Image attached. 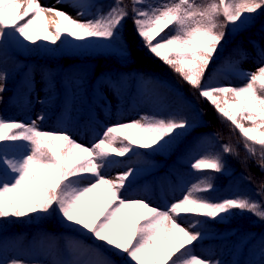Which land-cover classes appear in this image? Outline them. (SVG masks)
Here are the masks:
<instances>
[{
	"label": "snow or ice",
	"instance_id": "snow-or-ice-1",
	"mask_svg": "<svg viewBox=\"0 0 264 264\" xmlns=\"http://www.w3.org/2000/svg\"><path fill=\"white\" fill-rule=\"evenodd\" d=\"M61 2L79 9L80 17L89 15L86 10L92 7L90 0H58ZM131 2V18L143 46L238 130L249 156L258 157L264 171V47L253 43L258 68L240 73L243 85L220 84L212 76L205 79L225 28L230 24L236 32L249 27L255 22L254 14L264 10V0ZM128 17L123 0H114L107 13L98 11L89 20L75 19L39 0H0V45L12 39L27 45L38 41L55 45L63 38L73 48L92 47L94 39L110 46L121 41L120 30ZM168 29L171 31L166 32ZM130 54L127 45L121 44L120 55ZM214 71L236 70L229 65ZM5 78L0 72V80ZM44 119L43 113L30 122L0 118V218L58 214L63 222L91 234L115 255L126 254L129 264H221L202 258L193 248L194 242L207 238L202 229L208 220L223 221L234 209L264 220V204L247 195L223 199L201 195L215 190L210 176H198L181 189L179 199L161 208L128 195L136 170L128 168L115 179L102 174V169L117 163L114 157L136 154L141 148L169 149L195 127L187 118L146 114L131 122H117L97 133L99 139L91 147L73 139L66 127L43 130L38 121ZM222 151L238 155L230 145H222ZM190 167L194 174L226 170L220 154L194 157ZM78 255L69 264H115L100 247L81 248Z\"/></svg>",
	"mask_w": 264,
	"mask_h": 264
},
{
	"label": "trees",
	"instance_id": "trees-1",
	"mask_svg": "<svg viewBox=\"0 0 264 264\" xmlns=\"http://www.w3.org/2000/svg\"><path fill=\"white\" fill-rule=\"evenodd\" d=\"M150 2L156 3L158 0H150ZM113 4L114 0H94L93 12L96 15L98 11L107 13ZM123 5L129 11V17L123 22L120 30L121 41L119 43L113 41L110 46H105L107 42L96 39L92 41L93 46L87 48H73L62 40L57 41L55 45L44 41H38L36 45H27L12 39L0 45V72L6 74L12 83L13 90V95L4 112L5 119L17 121L18 115L21 116V122H28L30 119V110L34 105L30 96L35 84V79L31 77L29 71L32 65L46 68L50 73L48 79L52 81V97L49 101L52 111L44 114L45 119L38 122L39 126L43 130H55L56 125L61 124L63 128H67L69 134L72 133L73 139L74 134L82 133L90 128L91 114L102 102L95 87L99 76L108 74L116 82L126 73L153 74L160 78L172 79L182 98L172 89H167L162 86V83L153 80L150 83L151 104L155 106L160 103L163 109L160 113L157 112L158 114L149 112L148 115L176 114L178 117L192 121L195 127L165 151L157 152L141 148L136 150V154L129 153L124 157H114L117 163L102 169V174L108 176L117 164L125 166V171L128 168L136 170L135 180L127 190L128 195L138 198L143 192L148 191L153 195L152 206L163 208L164 205L171 203L174 199H179L182 195L184 175L179 171H174L173 167L176 164L188 167L190 164L185 162V158L197 147L201 135L210 133L215 139V145L207 154H220L226 170L219 173L208 170L196 173L199 177L210 176L215 189L212 192L201 193V195L219 199L228 198L221 196L227 189L233 174L240 173L253 187V191L251 193L240 190L236 195H247L264 204V171L257 163L258 157L248 155L238 130L234 131L230 122L223 120L216 110L200 97L198 90L185 83L169 66L148 52L135 31L131 18V0H123ZM254 15L255 22L247 28L236 32L231 31L230 24L225 28L226 44L214 54L211 69L222 68L226 60L242 57L245 51H250L257 57L253 43L264 47V10ZM167 31L170 32L171 29ZM121 44L127 45L131 53L129 56L120 55ZM22 61L25 62V66L21 69L19 64ZM82 64H92L94 68L91 71L78 73L82 81L78 86H74L75 72H79L78 66ZM244 83L240 77H233L232 86H241ZM126 96L123 110L127 113L135 105L133 100L135 90L131 87ZM75 107L81 109L82 113L68 123L63 122L62 114H67ZM199 115L204 122H200ZM122 118L121 111L118 114V122H122ZM246 124L249 125L248 122ZM222 145H230L238 155L223 153ZM256 147L259 151V146ZM140 156L158 161L150 173L146 172L147 167L136 164ZM163 174L168 176L165 184L160 181ZM169 175L172 176V180ZM151 178L154 179L149 187ZM175 193L179 195V198L175 197ZM232 211L234 214L228 216L227 219L223 221L209 219L203 226L202 231L207 232V238L202 242H194L193 245L195 252L202 258L210 259L212 254L211 260L219 261L221 264H226L234 257L239 259L240 264L249 263L252 240L248 241L246 248L242 251L236 250V244L241 236L262 231L264 220L248 211L241 212L238 209ZM183 219L190 221L188 217ZM200 219L207 218L201 217ZM64 235L76 241L74 248L66 249ZM254 239L257 240V238ZM89 246L100 247L115 261V264H129L126 254L124 256L115 255L103 246V242L94 241L91 234L86 231L81 232L63 222L58 214L0 218V264H3L9 248L12 250L9 264L13 260L19 261L20 264H42L48 250H52L55 254L53 264H69L80 258L79 249ZM235 251L238 252L236 256H234ZM261 264H264V247Z\"/></svg>",
	"mask_w": 264,
	"mask_h": 264
},
{
	"label": "rangeland",
	"instance_id": "rangeland-1",
	"mask_svg": "<svg viewBox=\"0 0 264 264\" xmlns=\"http://www.w3.org/2000/svg\"><path fill=\"white\" fill-rule=\"evenodd\" d=\"M39 2L46 7H52L55 8V5L57 4L58 0H39ZM159 2V0H158ZM90 3L94 4V0H90ZM149 3H153L150 2ZM157 3V2H156ZM140 7H143L142 5H139ZM145 5L144 7H146ZM57 8V7H56ZM59 9V8H57ZM89 11V15L84 20L93 19L96 14L93 12V7L87 9ZM63 11V10H62ZM51 13H48L49 15ZM42 23V21L38 22ZM50 30L52 29L51 26ZM166 32H168L166 30ZM164 35V34H162ZM122 37V35H121ZM159 39V38H158ZM63 40V38H62ZM227 37L225 35L224 39L221 41V44L218 46L217 52L223 48V46L226 44ZM75 43H82L81 41H76ZM70 45V44H69ZM71 46V45H70ZM246 53L242 57H236L234 59L226 60L222 67L232 66L236 71H224V72H215V69H211L210 66L212 64V61L209 65V68L205 74V79L207 80L209 76H212L214 80H216L220 84L224 85H232L233 84V77L238 76L242 79L243 82H245L244 78L240 75V73L245 71H256L258 68L257 65V57H255L250 51H245ZM25 66V62L22 61L19 64V67L22 69ZM94 68V65L92 64H82L78 66L79 72H75V76L73 79V85L78 86L81 83V78L78 73H83L87 71H91ZM31 77L36 80L35 88L33 89L31 93V101L34 103L33 109H32V118L33 120H36L37 117L43 113L48 114L52 111V106L49 101H51L52 97V81H50L48 78V75L50 74L46 68L38 65H32L29 68ZM226 77V78H225ZM153 80H157V82L162 83V86L167 87V89H172L175 91L179 96L181 95L179 89L176 87L175 82L172 79H165L160 78L157 75L153 74H145V73H126L121 76L119 81H115L111 79V77L108 74L101 75L95 82V87L97 90L98 95L102 98V102L99 104V107L91 114V121H89L90 128L85 130L81 134H75V139L86 145L91 147L93 142L99 139V136L97 133L103 132L104 128L109 125H114L116 122H118L117 114L123 110V106L126 101V94L127 91L132 87L135 90V97L133 100L135 101L134 107H132L131 110H129L122 118V122H131L134 121L141 116L148 115L149 112L158 114L162 111V105L160 103L158 105L152 106V96L150 93V83ZM0 85L3 86L4 91L0 92V111L1 107L3 112H5V105L4 103L7 101L8 97L12 94V88L11 84L9 82L8 77L6 76L5 79L0 80ZM182 98V95H181ZM4 105V106H3ZM158 112V113H157ZM81 113V110L75 107L67 116L68 118L78 116ZM65 117V119L67 118ZM200 122H204V119H202L199 115ZM87 122V121H86ZM88 123V122H87ZM86 123V124H87ZM246 124V122H245ZM246 126H249L246 124ZM72 134V133H70ZM215 145V139L212 134L210 133H203L197 142V147L190 153V155L185 159V162H188L191 164L194 157H199L202 155L207 154V152L210 151V148ZM119 146V145H117ZM248 153V152H247ZM249 155V154H248ZM136 164L142 165L143 167H147V173H150L151 169L155 165L158 164L157 160H150L144 156H140L136 160ZM125 166L121 164H117L115 168H113L109 175V179H115L118 173H123L125 171ZM174 171H179L181 174L184 175L183 179V186L182 188H186L189 186L198 176H196V173L194 174L193 170L191 169L190 165L188 167H184L181 164H176L173 167ZM170 180H172V176L169 175ZM168 176L163 174L160 178V181L162 184H165L167 182ZM154 179V178H153ZM151 178L149 187H151V182L153 180ZM240 190L251 192L253 191V187L245 180V178L240 173H235L232 176V179L227 187V189L223 192L221 197H233L235 196ZM175 197L179 198V195L175 193ZM139 198H145L151 205H152V199L153 195L148 191L143 192ZM189 221V220H187ZM190 222V221H189ZM185 227H188V223L184 224ZM65 241L64 244L66 246V249H72L74 248L76 241L72 239L66 238L64 235ZM254 238H257L255 240ZM252 240L251 243V254H250V260L248 264H261L262 262V248L264 247V229L259 232H251L248 234H245L239 238L238 243L236 244V250L242 251L246 248L248 241ZM238 252L235 251L234 256H236ZM22 255V254H20ZM12 256V250L9 248L5 254V258L3 259V264H9L10 263V257ZM21 257V256H19ZM213 257V255H210V259ZM55 258V254L52 250H48L45 254V258L43 261V264H53L52 260ZM240 264L239 259L233 258L226 262V264Z\"/></svg>",
	"mask_w": 264,
	"mask_h": 264
},
{
	"label": "bare ground",
	"instance_id": "bare-ground-1",
	"mask_svg": "<svg viewBox=\"0 0 264 264\" xmlns=\"http://www.w3.org/2000/svg\"><path fill=\"white\" fill-rule=\"evenodd\" d=\"M56 7L59 8L60 10H63L64 12L70 14L75 19H85L87 17V15H85L83 17L78 16L77 12L79 11V9L71 6L68 2H61V3L57 2V4L55 5V8ZM86 11H88V10H86ZM48 16L51 18L52 14H49ZM50 26L52 27V29H54V25H50Z\"/></svg>",
	"mask_w": 264,
	"mask_h": 264
}]
</instances>
